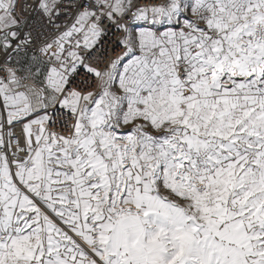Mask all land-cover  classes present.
Instances as JSON below:
<instances>
[{
	"label": "snow or ice",
	"instance_id": "snow-or-ice-1",
	"mask_svg": "<svg viewBox=\"0 0 264 264\" xmlns=\"http://www.w3.org/2000/svg\"><path fill=\"white\" fill-rule=\"evenodd\" d=\"M0 264H264V0H0Z\"/></svg>",
	"mask_w": 264,
	"mask_h": 264
}]
</instances>
